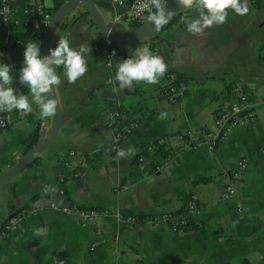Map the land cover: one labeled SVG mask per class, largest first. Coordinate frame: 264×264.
I'll return each instance as SVG.
<instances>
[{"label":"crops","instance_id":"0c3cea01","mask_svg":"<svg viewBox=\"0 0 264 264\" xmlns=\"http://www.w3.org/2000/svg\"><path fill=\"white\" fill-rule=\"evenodd\" d=\"M54 3L46 1L51 10ZM11 6L6 63L17 93L28 95L19 83L24 55L14 44L27 37L25 1ZM248 6V15L229 12L225 24L206 29L203 36L188 32L183 18L199 14L185 9L153 35L120 45L109 63L87 14L80 15L82 4L61 21L52 45L65 36L73 48L91 47L88 72L74 84L62 82L57 134L37 160L0 186V228L10 215L20 217L17 228L0 238V264H264V0H248ZM119 11L98 7L113 29L126 30L130 23L113 19ZM3 33L0 24L1 38ZM143 46L164 59L167 74L178 77L182 95L177 100L159 96L167 74L155 86L118 89L116 64ZM57 71L62 75V68ZM236 89L246 96L254 118L211 147L218 111L231 107ZM114 108L120 129L134 123L120 141L121 149H135L126 159H117L108 147ZM38 111L0 112L11 119L0 130V173L25 154L30 135L38 131L40 139L49 131L52 118L41 120ZM162 112L166 119L160 118ZM240 159L245 164L239 170ZM228 184L235 193L223 200ZM187 199H194L195 209L175 213ZM52 203L98 213L83 221L52 209ZM115 211L142 218L129 224L112 216ZM163 213L171 218L148 221ZM181 217L187 225L172 230V219ZM36 228L45 234L37 237Z\"/></svg>","mask_w":264,"mask_h":264},{"label":"clouds","instance_id":"9594fccd","mask_svg":"<svg viewBox=\"0 0 264 264\" xmlns=\"http://www.w3.org/2000/svg\"><path fill=\"white\" fill-rule=\"evenodd\" d=\"M168 4L169 0H136V15L142 16L147 12V22L153 30L160 31L175 15V11ZM177 4L183 10H194L199 14L196 19L189 20L187 16L183 18L188 32L194 36H203L206 29L225 24L229 12L240 16L250 13L248 0H177ZM108 31L111 33L110 28ZM49 51V55H42L39 43L27 42L19 83L30 90L28 95L17 93L13 87L12 66L0 62V112L10 113L17 110L28 115L38 109V118L41 120L57 114L60 107L58 89L65 79L74 84L87 74V56L91 55L92 48L84 44L73 48L67 37L60 36L58 46ZM61 68L62 75L57 71ZM167 71L168 65L161 56L155 55L148 46L138 47L130 58L116 64L114 82H119L120 90H135L138 84L155 86L165 77ZM113 91H117V88ZM160 118L166 119L167 113L162 112ZM135 154V149L129 147L126 150L120 149L116 155L117 159H126ZM50 190L55 191L54 188ZM47 191L48 188L45 189L46 193ZM44 234L43 228L35 229L37 237Z\"/></svg>","mask_w":264,"mask_h":264},{"label":"built area","instance_id":"2783aa9c","mask_svg":"<svg viewBox=\"0 0 264 264\" xmlns=\"http://www.w3.org/2000/svg\"><path fill=\"white\" fill-rule=\"evenodd\" d=\"M13 1L14 0H0V24L4 28V33L2 35V41L4 45H9L11 42L10 26L13 21V9L11 4ZM24 1L25 6L23 8V14L26 19L25 25L27 27V37L22 40L20 39L14 41V44L16 45L17 49L23 53L26 49L27 42L33 41L41 44L43 33L50 22L53 12L46 5V1L48 0ZM107 1L111 6L115 7L116 9H120V11L117 12L113 17L114 21L126 20L132 26L139 25L147 21V12L143 13L142 16L136 15V0ZM171 1L173 0H169V3ZM97 39L99 40V48L101 52H103V54L106 56L107 63H109L110 60L120 52V44L112 43L105 37H103L101 40L100 37H97ZM174 79V73L170 72L166 75V84L161 87L158 92L160 97L169 101H175L182 95V91L174 84ZM235 92V100L231 104V107L229 109H220V111H218V118L216 122L218 125V132L209 138V143L211 147H214L219 140L224 139L230 130L240 125H245L254 118V114L250 110V105L246 101V96L237 89ZM109 116L110 121L108 126L112 130V136L108 143V147L110 148V150L114 151L117 154V152L121 149V139L125 136L127 132H129L133 128L134 123L129 121L122 129H120L115 122L118 120L119 116L118 110L116 108L112 109V111L109 113ZM10 123V117L6 114L0 113V130L5 129L7 126H9ZM69 154L73 155L74 151H70ZM138 160L141 161L142 158L139 157ZM236 164L237 168L240 170L244 167L245 161L244 159H240L237 161ZM58 193L60 195H63L64 190L59 189ZM234 193V188L231 184H228L226 188L222 191L221 198L223 200H227L231 198ZM50 207L52 209L59 210L65 215L74 216L83 221L94 219L98 213L96 209L73 204L58 206L57 204L52 203ZM186 207L189 211L194 210L196 207L194 199H189L186 203ZM111 215L114 216L116 219H125L129 224L137 223L140 220H138V218L135 216L124 215L119 211H115ZM170 218L171 216L169 214L163 213L148 218V221H165L166 219ZM19 220L20 217L18 215H10L6 223L0 228V238L8 236L12 231H14L18 226ZM185 223V217L173 218L171 229L176 231L180 226L185 225Z\"/></svg>","mask_w":264,"mask_h":264},{"label":"water","instance_id":"95a60500","mask_svg":"<svg viewBox=\"0 0 264 264\" xmlns=\"http://www.w3.org/2000/svg\"><path fill=\"white\" fill-rule=\"evenodd\" d=\"M78 4L83 5L89 22L97 31V33L102 37L107 38L112 43L120 45L131 44L141 41L157 32L153 30L151 24H149L147 21L137 26H133L127 30L113 29L112 26L107 23L98 12V7L111 10V5L107 1L65 0L53 10L50 22L43 33L40 44L42 55L50 54L49 50L51 49L52 38L56 27L71 11L77 8ZM168 6L170 9L175 11V15L172 16L171 19L183 11V9L178 6L177 0L171 1ZM109 28L111 29V33L108 31ZM61 119L62 112L61 108L59 107L57 114L52 117V126L50 127L49 131L42 138L38 139L24 155H22L11 166L0 173V186L11 180L23 169L28 167L39 158L41 152L50 144L57 134L61 124Z\"/></svg>","mask_w":264,"mask_h":264},{"label":"trees","instance_id":"16d2710c","mask_svg":"<svg viewBox=\"0 0 264 264\" xmlns=\"http://www.w3.org/2000/svg\"><path fill=\"white\" fill-rule=\"evenodd\" d=\"M62 2H64V0H55V3H54V7L52 8V11L54 9H56ZM80 15H86V12L83 11V13H81ZM180 16V13L175 16L173 19L170 20L169 23H171L173 20H175L176 18H178ZM168 23V24H169ZM133 26H137V25H133ZM131 26V27H133ZM103 37L100 35V40L102 39ZM54 46L52 45L51 49H53ZM0 62L2 63H6V48L3 44V41H2V38L0 36ZM178 77L175 75V79H174V84H178ZM127 134V133H126ZM38 140V131H35V133H33L32 135H30L25 141H24V153H26L35 143L36 141ZM146 147V146H145ZM188 200V199H187ZM187 200H185V203H184V206L182 207L181 210L175 212V213H182L184 211H187L186 209V203H187ZM154 216V215H153ZM151 216V217H153ZM135 217L139 219H141V215H136ZM150 218V217H149ZM187 223V222H186ZM185 223V225H187ZM225 264H230V263H225Z\"/></svg>","mask_w":264,"mask_h":264},{"label":"rangeland","instance_id":"374dc122","mask_svg":"<svg viewBox=\"0 0 264 264\" xmlns=\"http://www.w3.org/2000/svg\"><path fill=\"white\" fill-rule=\"evenodd\" d=\"M106 22H107V21H106ZM122 22H123L124 24H128V22H127L126 20H123ZM107 23H108V22H107ZM129 28H131V27H129ZM129 28H128V29H129ZM126 30H127V29H126Z\"/></svg>","mask_w":264,"mask_h":264}]
</instances>
